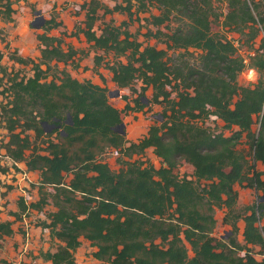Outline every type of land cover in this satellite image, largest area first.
Segmentation results:
<instances>
[{
    "label": "trees",
    "instance_id": "obj_1",
    "mask_svg": "<svg viewBox=\"0 0 264 264\" xmlns=\"http://www.w3.org/2000/svg\"><path fill=\"white\" fill-rule=\"evenodd\" d=\"M123 1L125 5L104 7L103 12L131 15V0ZM134 1L135 12L152 6L159 10L149 15L150 24L158 26L172 15L184 20L185 27L176 25L169 33L158 29L144 33L164 36V49L141 46L126 29L119 31V26L110 23H104L96 34L92 25L98 3L91 1L78 31L93 50L109 53L113 59L124 57V62L104 64L118 89L140 82L138 89L131 90L136 96L125 102V111L163 103L159 122L150 124L141 138L127 141L124 133L113 130L121 123L120 111L108 103L106 88L89 80L78 81L61 72L55 83L52 78L46 80L45 71L33 64L31 76L9 83L12 99L6 104L10 106H2L8 113L4 128L9 135L4 152L13 164L22 162L27 171L38 173L39 188L55 190L51 195L55 210L40 227L48 228L49 236L60 244L53 252L39 255L49 264H75L72 254L80 239H85L95 248L92 257L108 264H264V200H260L264 169L254 167L256 162L264 164V42L245 56L244 65L232 41L210 33L209 17H218L210 0ZM224 2L220 27L244 35L245 42L264 29V0ZM0 3L8 16L9 0ZM37 40L46 68L49 62H64L76 52L69 46L62 51L58 37L39 34ZM187 48L199 51V66L170 69L166 50ZM101 60L100 55H93L95 67ZM245 66L257 78L252 84L240 85L236 77ZM148 88L149 98L144 95ZM208 118L218 120L231 133L226 136L194 122ZM43 122L55 127L45 133ZM16 127L19 131L13 132ZM26 129L33 131L35 139L55 133L56 141L43 140L41 150L46 153H38L22 134ZM241 137L247 138L251 150L248 165L234 148ZM147 148L158 159V167L133 159L122 160L121 167L112 171L97 159L106 149L130 158ZM180 161L192 167L193 179L174 172ZM6 170L0 166V174ZM66 173L71 176L63 183ZM235 184L254 191L251 203L239 213L233 210ZM47 196L42 191L28 205L20 197L17 209L21 213L28 207L40 210ZM221 207L225 209L222 223L229 226L223 240L210 235L215 225L213 209ZM238 220L243 222L240 232ZM11 223L0 221V239L12 234ZM0 264L10 263L0 258Z\"/></svg>",
    "mask_w": 264,
    "mask_h": 264
},
{
    "label": "rangeland",
    "instance_id": "obj_2",
    "mask_svg": "<svg viewBox=\"0 0 264 264\" xmlns=\"http://www.w3.org/2000/svg\"><path fill=\"white\" fill-rule=\"evenodd\" d=\"M91 1L92 3H98L95 10L96 19L92 25V29L96 34L100 32L104 23H110L113 26H119V31L126 29L136 41L141 43V46L150 45L158 49H164V36L151 37L145 36L144 33L148 30L154 32L156 29L163 33H169L176 25L185 27L184 20H178L172 15H170L169 20L158 26L150 24L149 15H157L159 10L152 6L146 11L135 12L134 0H131L133 4L130 8L131 15L124 11L103 12L104 7L110 9L115 4L125 5L123 0H9L11 11L8 16L4 12L5 7L0 3V166L7 168L6 172L0 174V221H12L11 228L13 230L10 236L0 239V258L7 260L10 264H49V261L42 259L39 254L46 251L53 252L56 246L60 244L55 238L49 236L48 228L40 227V222L44 220L48 222V214L55 210L51 203V195L55 190L52 186H41L39 188L38 173L27 171L22 162L13 164L4 152L3 145L7 142L9 135L4 128L8 113L4 112L2 106H10L6 103L12 99L8 87L12 79H26L33 73L32 65L37 64L41 70L45 71L46 80L52 78L55 83H58V77H61L60 73L65 72L78 81L89 80L93 84L105 87L107 93H109L108 103L120 111L121 123L124 125V137L127 141H136L141 138L148 126L152 123H158L160 119L158 114L162 112L163 103H152L138 111H125L123 109L125 102L136 96V93H132L131 90L138 89L140 82L136 80L133 81L130 87L118 89L111 81V74L104 64L113 60L124 62V57L120 56L113 59L109 53H103L102 50H93L90 46L91 43L87 42L83 34L78 31L79 28L84 26V13ZM210 3L212 12L218 15L217 18L209 17L210 33L232 41L240 56L249 55L253 49L258 47L261 41L264 42V29H260L254 39L245 42L246 37L244 35L220 27V13L225 11L226 4L224 0H210ZM36 18L43 20V23L37 28L31 25L32 21L39 24V20H35ZM47 21H50V23L47 24ZM39 34L60 38V49L65 51L66 47L69 46L76 51L75 54L64 62L51 61L48 68H46L40 57L42 45L37 40ZM94 54L102 57L100 64L96 67L93 65ZM198 55L199 51L192 48L186 50L167 49L165 60L170 69L185 65L199 66ZM16 58L24 59L25 63H19ZM254 74V79L249 81L247 71L243 69L238 73L236 80L240 85L252 84L257 78L255 71ZM144 95L147 98L151 96L149 88L145 90ZM22 121L24 120L20 117L19 123ZM194 122L207 127L213 132L222 131L226 136L231 133L229 129H222V123L218 120L215 122L210 118L195 119ZM255 128L256 125L253 124L251 130L254 131ZM19 129V127H16L13 132H18ZM51 130L50 127L44 129L45 133H49ZM22 134L28 136L30 144H34V147H37V152L41 154L46 153L41 150L45 146V143H42L43 140L56 141L55 133L41 136L38 139L34 138L33 131L30 129L24 130ZM234 148L244 155L248 165L251 162V150L247 138L241 137ZM107 149L100 156L98 155L97 159L105 162L112 171H117L121 167L122 160L139 159L143 161V164H151L154 167H158L159 164L150 148L145 149L141 154L132 155L130 158L121 154L116 157L106 155ZM28 152L26 151L25 154H28ZM254 167L256 170H262L264 164H257L256 162ZM174 172L178 177L185 176L193 179L192 167L183 161L178 163ZM70 176V173L64 174L62 182L67 183ZM202 184L203 182L200 181V185ZM234 187L240 205L236 202L233 210L239 213L244 206L249 204L250 200H253L254 194L251 192L247 194L246 188L237 184ZM42 191L47 193L48 196L46 204L40 210L28 207L22 213L18 211L17 202L20 197L28 205L36 202ZM14 212L18 213L19 216H13L12 213ZM224 213L225 209L222 207L213 209L215 225L210 235L216 239L223 240L228 234L229 226L222 223ZM94 250L95 248L89 245L87 240L80 239L79 246L72 254L73 262L75 264H108L94 259L91 255Z\"/></svg>",
    "mask_w": 264,
    "mask_h": 264
},
{
    "label": "water",
    "instance_id": "obj_3",
    "mask_svg": "<svg viewBox=\"0 0 264 264\" xmlns=\"http://www.w3.org/2000/svg\"><path fill=\"white\" fill-rule=\"evenodd\" d=\"M35 20H39V24H35V21H32V22H31V25L34 26L35 28L39 27L40 24L43 23V20H42L41 18H38V19L36 18ZM115 92L117 93V91H115ZM108 95H109V93H108ZM42 126H43L44 129H45V127H48V129H49V127H50V128L55 127V125H53V124H52V125H47L46 122H43V123H42ZM123 126H124L123 123H120V124H118L116 127H114L113 130L116 131V132H118V133H120V134H123V133H124ZM260 200H261V201L264 200V195H262V196L260 197Z\"/></svg>",
    "mask_w": 264,
    "mask_h": 264
},
{
    "label": "built area",
    "instance_id": "obj_4",
    "mask_svg": "<svg viewBox=\"0 0 264 264\" xmlns=\"http://www.w3.org/2000/svg\"><path fill=\"white\" fill-rule=\"evenodd\" d=\"M242 57H243V63H244V65H246L247 64L246 58L244 56H242ZM244 69L247 71L248 80L252 81L254 79V76H255L254 71L252 69L247 68V66H245ZM105 154L110 155V156H114V157L118 156L117 150H115V149H109L105 152Z\"/></svg>",
    "mask_w": 264,
    "mask_h": 264
},
{
    "label": "crops",
    "instance_id": "obj_5",
    "mask_svg": "<svg viewBox=\"0 0 264 264\" xmlns=\"http://www.w3.org/2000/svg\"><path fill=\"white\" fill-rule=\"evenodd\" d=\"M132 142V141H131ZM257 164H258V162H257ZM262 168V167H261ZM261 170V169H260ZM37 177H38V175H37ZM233 188H235V187H233ZM246 190H247V194H250V192L251 193H253L254 194V191H252V190H250V189H248V188H246ZM240 201H237V204L238 205H240V203H239ZM251 203V200H250V202H249V204ZM237 227H238V229H239V232L242 230V227H243V222L241 221V220H238L237 221Z\"/></svg>",
    "mask_w": 264,
    "mask_h": 264
}]
</instances>
